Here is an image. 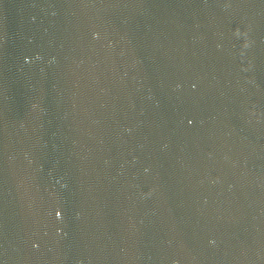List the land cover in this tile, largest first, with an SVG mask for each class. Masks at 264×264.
I'll return each mask as SVG.
<instances>
[{
    "label": "water",
    "instance_id": "obj_1",
    "mask_svg": "<svg viewBox=\"0 0 264 264\" xmlns=\"http://www.w3.org/2000/svg\"><path fill=\"white\" fill-rule=\"evenodd\" d=\"M0 264H264V0H0Z\"/></svg>",
    "mask_w": 264,
    "mask_h": 264
}]
</instances>
